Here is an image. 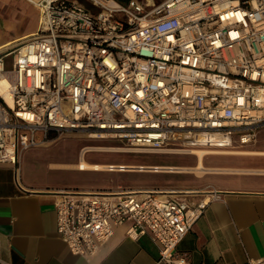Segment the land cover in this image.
Instances as JSON below:
<instances>
[{"label": "built area", "instance_id": "1", "mask_svg": "<svg viewBox=\"0 0 264 264\" xmlns=\"http://www.w3.org/2000/svg\"><path fill=\"white\" fill-rule=\"evenodd\" d=\"M23 1L38 24L0 50V163L18 171L23 151L62 134L190 153L197 137L234 150L264 128V0ZM53 195L73 255L95 253L128 221L125 235H150L169 264H186L176 247L207 205L160 190Z\"/></svg>", "mask_w": 264, "mask_h": 264}, {"label": "crops", "instance_id": "2", "mask_svg": "<svg viewBox=\"0 0 264 264\" xmlns=\"http://www.w3.org/2000/svg\"><path fill=\"white\" fill-rule=\"evenodd\" d=\"M37 21V9L27 2L0 0V47L35 32ZM58 140L23 151L18 171L10 164L0 163V260L5 263L169 264L159 261L158 246L150 235L136 240L125 235L128 221L116 226L112 236L95 253L73 255L56 231L53 193L60 188L160 190L179 202L206 199L205 210L178 243L176 255L184 257L186 264L264 262V155L254 154L264 152V128L258 131L255 143L230 149L236 151L233 154H204L201 169L197 166V154L192 152L128 151L121 145L84 144L83 141H89L86 138L81 139L83 144L74 161L39 160L38 148ZM94 145L101 146L91 150ZM89 152L156 153L171 155V159L129 164L86 161ZM177 157H183L185 163ZM81 161L104 167L81 170L78 168ZM109 165L113 170L105 169ZM119 165L124 168L120 170ZM139 166L171 169H135ZM78 173H133L136 177L119 179L110 175L96 183H86L76 180Z\"/></svg>", "mask_w": 264, "mask_h": 264}, {"label": "rangeland", "instance_id": "3", "mask_svg": "<svg viewBox=\"0 0 264 264\" xmlns=\"http://www.w3.org/2000/svg\"><path fill=\"white\" fill-rule=\"evenodd\" d=\"M81 4H83L85 7H90V1L89 0H78ZM26 2V1H25ZM29 4V3H28ZM32 6V5H31ZM35 7V6H33ZM36 8V7H35ZM37 9V8H36ZM38 12V9H37ZM11 57H9L7 60H9ZM82 137V138H80ZM85 138L84 136H80L76 133H70V134H62L58 136H53L51 139L47 142H52L54 140H58L55 144H48L45 147L38 148L40 151L39 160H45V161H56V162H71L76 160L77 153L79 152V149L81 145L83 144H90V143H102V144H109L113 146H124L122 142L115 140V139H88L89 141H83L81 139ZM95 140V141H91ZM256 142V141H255ZM254 142V143H255ZM253 144V143H251ZM101 146V145H94ZM92 146V147H94ZM183 157H177L176 159L179 160V162H184L182 160ZM87 159V160H86ZM86 161L94 159V160H102L107 161L108 163L113 162H121L124 164L129 163H136V162H148L147 160L156 161V162H165L171 159V155H164V154H156V153H109V152H99V153H87L86 155ZM176 160V162H177ZM185 163V162H184ZM135 165V164H134ZM138 166V165H135ZM194 167H184V169H191L193 170ZM136 171V170H134ZM143 171V170H141ZM160 171V170H158ZM112 175L114 178H134L136 177L133 173H124V174H116L111 173L109 175L107 174H100V173H81V174H75L77 177L76 180L85 181L86 183H96L101 180H104L108 176ZM138 177L140 174L137 175Z\"/></svg>", "mask_w": 264, "mask_h": 264}, {"label": "bare ground", "instance_id": "4", "mask_svg": "<svg viewBox=\"0 0 264 264\" xmlns=\"http://www.w3.org/2000/svg\"><path fill=\"white\" fill-rule=\"evenodd\" d=\"M19 39H21V38H19ZM19 39H16V41L19 40ZM14 41L8 42V43L4 44L3 46H5V47L10 46V45H12V43H14ZM3 46L0 47V50H2V49L5 48ZM6 99H8V101L10 103V97L6 96ZM195 142H197V144L200 145V146L194 148L193 151H191V152L197 154V156H198V158H197L198 159L197 166H198L199 169H201L202 166H203V156H204V154L205 155L206 154H223V152L225 154H227V153L236 152V151H230V149H219L218 146L225 145L224 139L221 138V137L201 136V137H197L196 140H195ZM112 148L113 147H108L107 149H109V150H119V149H112ZM90 149L91 150L98 149V147H92ZM133 151H135V150H133ZM242 154H244V153H242ZM254 154L264 155V152L254 153ZM122 166L123 165H119V169L120 170H121V168H124ZM103 167L104 166L95 165V164H93L91 162L88 163V162H85V161H81L78 164V168L81 169V170H85V169H95V170H98V169H102ZM105 169H109V170L112 169L113 170V166L109 165V167H106ZM135 169H138V170H153V171L155 170V171H158V170H161V169H171V168H169V167H166V168L159 167V168H157V166H147V167L146 166H144V167L143 166H139L138 168H135Z\"/></svg>", "mask_w": 264, "mask_h": 264}, {"label": "trees", "instance_id": "5", "mask_svg": "<svg viewBox=\"0 0 264 264\" xmlns=\"http://www.w3.org/2000/svg\"><path fill=\"white\" fill-rule=\"evenodd\" d=\"M119 1H121V2H126V1H128V0H119Z\"/></svg>", "mask_w": 264, "mask_h": 264}]
</instances>
